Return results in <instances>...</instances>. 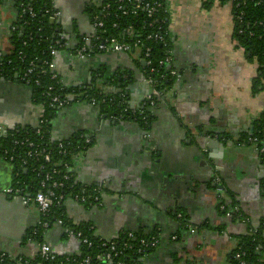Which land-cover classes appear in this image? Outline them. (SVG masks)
Listing matches in <instances>:
<instances>
[{"label": "crops", "instance_id": "crops-1", "mask_svg": "<svg viewBox=\"0 0 264 264\" xmlns=\"http://www.w3.org/2000/svg\"><path fill=\"white\" fill-rule=\"evenodd\" d=\"M88 1L52 0L64 38L63 49L54 57L56 72L67 88L127 92L123 98L129 106L132 96L135 104L129 108H135L149 92L142 82V61L116 53L87 59L73 54L82 39L95 35ZM164 2L176 77L166 101L149 110L151 124L146 129L136 122L106 126L101 113L98 116L82 100H73L51 120L53 139L71 140L79 134L92 139L72 158L70 173L82 189L101 191L99 204L92 208L67 198L64 213L74 226L90 224L101 240H115L126 232L155 235L159 243L144 264H231L239 238L264 222V158L255 146L238 144L241 136L253 132L254 121L264 112V90H253L258 66L234 43L230 5L213 1L206 8L203 0ZM17 17L12 0L0 3L3 56L13 51ZM31 95V89L18 81H0L1 127L36 128L42 108ZM212 183L225 188L223 198ZM12 184L13 168L0 158V191ZM7 198L0 195V255L35 259L38 245L28 234L40 227L41 215L35 206ZM178 214L194 233L179 228ZM64 232L54 222L43 240L57 256L80 255L79 241Z\"/></svg>", "mask_w": 264, "mask_h": 264}, {"label": "built area", "instance_id": "built-area-1", "mask_svg": "<svg viewBox=\"0 0 264 264\" xmlns=\"http://www.w3.org/2000/svg\"><path fill=\"white\" fill-rule=\"evenodd\" d=\"M263 1H257V4L259 5ZM88 2L91 5L97 1L89 0ZM230 6L234 9L237 34L248 32L249 35H252V30L255 28L264 32V21L245 18L243 8L246 6V0H231ZM18 9L20 10V15H17L18 19H21L24 14H28L31 18L34 17V11L31 7H26L21 3ZM162 9L163 5L158 0H107L102 5L99 14L92 17L95 29L93 38L89 40L82 39L73 49V54L78 59L116 53L134 56L138 61L144 63V83L147 84V87L152 88V92L145 94L142 103L132 109L129 108L123 97L118 98L120 100L118 106L121 107L122 105V110L117 114L106 116L110 121L115 123L136 122L138 124L141 122L145 124L147 119L144 113L145 109H153L159 103L166 101L168 90L162 88L161 82L164 79L173 82L176 72L171 66L173 53L166 40L168 31L164 29L163 23L165 21L160 16ZM44 13L48 15V20L51 23L57 22L59 13L53 7L51 11L47 9ZM113 15L131 19L128 24L122 27L121 38L109 34V28L111 30L119 26L116 22L107 25V20L112 18ZM52 37L54 38L53 46L49 47L48 58L39 61V65H36L34 61H25V56L20 54V62L24 66L20 76H18V82L30 89L34 86L41 90L43 104L39 106L42 108V112L38 118L36 128L32 131L19 127L7 130L0 126V158L13 168V184L4 190V194L13 200H19L25 206H35L41 218L46 216L54 205L63 204L67 198L89 208L97 206L100 202L101 192L99 189L94 188V195L89 192L86 193L85 190L81 194L64 193L67 183L72 179V175L70 173L71 163L64 161L63 158H73L80 151L90 146L92 139L84 134H79L67 141L53 139L46 130L48 121L45 117V109L57 113L71 104V98L74 101L83 99L92 106H100L101 116H105L102 113V104L106 102L107 95L110 94L106 92L89 94L85 91L87 86L65 87L61 83L54 63V57L64 47V38L61 33H57ZM234 43L236 45L235 40ZM23 45H25V42ZM156 45L161 47L162 52L159 57L154 53V46ZM2 58L3 55L0 53V59ZM2 76L3 74L0 73V77ZM41 78H46L47 82L42 83ZM108 100L109 103L113 102L111 98ZM9 131L13 132L9 134ZM7 137L11 138L10 148L8 145L2 144ZM260 142L263 145L262 148H258ZM245 143L255 146L259 154H264V133L261 139L250 137ZM79 148H82V150L79 151ZM28 170L38 177L37 189H33V186L25 184L20 179L21 172L27 173ZM33 190L34 192H32ZM180 217L179 214L178 218ZM55 223L64 228V234L67 238H75L83 247L91 248L93 246V243L83 238L82 232L76 230L72 224H65L61 219L56 220ZM180 226L182 227L181 223H179ZM40 227L44 229L45 233L50 228V224L43 222L41 219ZM186 227L188 229L189 224ZM89 230H92L91 226ZM189 231L194 233L195 229L189 228ZM33 234H35V231H33ZM28 239L34 241L32 237H28ZM98 241L100 242L99 246L104 249L103 252L100 251L96 255L87 254L77 262L75 259L71 260L69 264H126L122 260L126 252H131L134 255L135 259L131 264H143L149 250L155 249L159 243L158 238L153 234L136 238L135 233L132 232L122 233L115 240L98 239ZM37 245L40 259L44 262L56 261L57 255L51 251L48 244L43 242L37 243ZM242 254L243 252L236 251L233 255L234 259L239 261V264H249L241 259ZM4 257L5 255L1 254L0 261H3ZM16 262L21 264L23 258H17ZM262 262L264 263V258ZM25 264H28V262H25ZM59 264L63 263L59 262Z\"/></svg>", "mask_w": 264, "mask_h": 264}, {"label": "trees", "instance_id": "trees-1", "mask_svg": "<svg viewBox=\"0 0 264 264\" xmlns=\"http://www.w3.org/2000/svg\"><path fill=\"white\" fill-rule=\"evenodd\" d=\"M6 1V0H0V3ZM14 3V6L17 11V15L20 13V10L18 9L19 4H24L26 7H31L34 11V17L31 18L28 14H24L21 19H17L15 23V29L12 33V39L11 43L13 45V51L3 56L2 59H0V73L3 74L2 77L5 79H9L12 81H18V76L21 74V70L24 66L20 62V54L25 56V61H34L36 65H39V61H43L48 58V52L49 47L53 46V35H56L57 33H60L58 24L56 22L51 23L48 20V15L44 13L45 10L50 9L52 10V0H12ZM163 5V11L161 12L160 16L164 19L163 27L166 31H168V22H167V10L164 0H158ZM213 1H219L224 4L230 5L231 0H203V6L208 8ZM257 1L259 0H246V6L243 8V11L245 12V18L246 19H255V20H261L264 21V1L263 3L257 4ZM107 0H101L97 1L95 4H91L87 8V12L91 17L93 15H98L102 5L105 4ZM166 10V12H165ZM20 15V14H19ZM119 15V13H118ZM231 15L233 19V40L236 42V46L238 48H242L244 53L248 56L250 60H254L258 66V76L253 81V90L254 92L262 91L264 90V32H261L259 29H251L253 31L252 35H249L248 32L244 34H237V24L236 19L234 17V9L231 6ZM131 21L130 18H124V17H116L112 16L109 20H107V25H110L113 22H116L119 24L117 28H112L110 30L109 28V34L116 36L118 38H121L122 36V27H124L126 24H128ZM248 30V31H251ZM169 48H172V44L169 40V37L166 38ZM25 42V45H23ZM161 47L156 45L154 46V53L157 55V57L161 54ZM42 83L45 84L47 82L46 78H41ZM162 88L168 90L170 88V81L167 79L162 80ZM160 89V88H159ZM158 89V90H159ZM87 93L89 94H97L99 91L90 86L85 89ZM32 92V100L35 104L41 105L43 104V100L41 98V90L40 88H36L32 86L31 89ZM108 99H113V102L109 103V100L107 99L104 104H102V113L105 114V116H109L114 113H119L122 110L121 107L118 106V103L120 100L118 99V95L115 94H108ZM45 106V105H44ZM101 110V108H100ZM145 116H147V119L144 123L139 122V125H141L144 129H146L152 122L153 116L151 112L147 109L144 111ZM56 112L45 109V117L48 121L46 124V130L48 131V134H51V120L55 116ZM253 132L250 135L241 136V139L238 141V144L245 143L248 138H262V134L264 133V112H262L257 120L254 121L253 124ZM32 131V129H29ZM13 131H9V134ZM6 144L11 147V138L7 137V139L2 143ZM263 145L260 142L258 145V148H262ZM79 151L82 150V148L78 149ZM1 156V154H0ZM64 161H69L71 163L72 158H63ZM20 179L25 182V184L33 186V189H37V182L38 177H36L35 174L30 173V170H28L27 173L21 172ZM72 187V188H69ZM84 188L82 189L78 185H76L71 179L70 182L67 183L66 189L64 190L65 194H81L83 193ZM93 188H86V193H90L91 195L95 194L93 191ZM34 192V190L32 191ZM60 193V192H59ZM220 208V207H219ZM227 206L224 204V210L223 214H226ZM237 214L239 212H236ZM180 223L182 227L181 229H186L187 222L184 220L183 214H180ZM234 215V214H233ZM236 216V215H234ZM237 218V216H236ZM61 219L63 223L70 225V222L65 216L63 204L60 205H54L50 212L42 217L43 222H47L52 226V224L58 220ZM76 230H79L82 232L83 238L88 239L90 242L93 243V246L91 248L83 247L81 246L82 253L77 256H57L56 261L53 262H44L42 259L37 256L35 259L29 260L23 258V262L21 264H25V262H28V264H59V262H62L63 264H69L71 260H74L77 262L80 260L81 257L90 254V255H96L100 251L103 252L104 249H102L99 244L100 242L98 239L94 236L93 231L89 230L90 224L82 222L81 225L74 226ZM263 231H264V222H262L259 226V228L254 231L250 232L248 235L240 237L237 247L232 253L230 254V263L231 264H239V261L234 259V253L236 251L243 252L241 259L249 264H264L262 262L264 258V238H263ZM44 229L42 227H38L35 230V234H33V231H31L28 236L32 237L33 240L37 243H43L44 242ZM147 236L142 231L136 232L135 237H145ZM135 244V242H133ZM154 249L149 250L151 252ZM134 255L131 252H126V255L123 257V261L126 264H131L134 260ZM0 264H17L16 259H11L8 256H5L3 261H0ZM144 264V263H143Z\"/></svg>", "mask_w": 264, "mask_h": 264}, {"label": "water", "instance_id": "water-1", "mask_svg": "<svg viewBox=\"0 0 264 264\" xmlns=\"http://www.w3.org/2000/svg\"><path fill=\"white\" fill-rule=\"evenodd\" d=\"M142 64L144 65V63L142 62ZM142 79H143V81L142 82H144V78L142 77ZM122 80V76H117V81L118 82H120ZM0 81L1 82H4V81H6V79L4 78V77H0ZM145 86V85H144ZM146 87V86H145ZM116 88H120V83H118L117 85H116ZM147 89L149 90V93H151L152 92V88H149V87H147ZM112 91V90H111ZM113 93H114V91H113ZM110 94H112V92L110 93ZM118 95V98H121V97H127V92H125V93H122L121 92V90L119 89L118 90V92H115V95ZM83 98V97H82ZM74 99L73 98H71L70 99V101H71V103H73L74 101H73ZM129 106L130 107H133L134 106V104H135V102H134V99H133V97L132 96H129ZM82 102H85L83 99H82ZM71 105V104H70ZM93 109H95L96 111H97V113H98V116L100 115V112H101V110H100V106H93ZM63 110H61V112H62ZM104 119H105V121L103 122L106 126H115V124H117V123H115V122H113V121H110L109 119H107V117L106 116H102ZM98 122H99V125L101 124V122L99 121V119H98ZM102 123V124H103ZM131 123L132 122H121V123H118V124H130L131 125ZM135 125H137V126H139L138 124H135ZM142 134L144 135V136H147V132H145V131H143L142 132ZM55 140H62V141H67V140H69V139H66V138H59V137H56L55 138ZM187 143H189L188 141H187ZM220 147L222 148V145H220ZM207 163H206V161L205 160H203L202 162H201V165L202 166H205ZM208 167V166H207ZM209 168V167H208ZM209 170L211 171V169L209 168ZM216 170V169H215ZM212 176H213V173H212ZM213 188H214V190H215V192H217V194H218V197L219 198H223L224 196H221V194L223 195V193L225 192V188L223 187V186H221L220 184L218 185V184H215V183H212V185H211ZM188 187V186H187ZM189 188V187H188ZM0 195L2 196V197H4L5 198V200H6V195L4 194V193H2V191H0ZM8 200H12L11 198H7ZM173 200H175V198H173ZM13 201H15L16 202V204H21V205H23L19 200H13Z\"/></svg>", "mask_w": 264, "mask_h": 264}, {"label": "flooded vegetation", "instance_id": "flooded-vegetation-1", "mask_svg": "<svg viewBox=\"0 0 264 264\" xmlns=\"http://www.w3.org/2000/svg\"><path fill=\"white\" fill-rule=\"evenodd\" d=\"M260 156H262V157L264 158V154H260ZM178 215H179V214H178ZM178 215H176V216H177V218H178ZM180 216H181V215H180ZM180 218H181V217H180ZM180 218H178V219H177V221H178L179 223H180V221H179V220H180Z\"/></svg>", "mask_w": 264, "mask_h": 264}]
</instances>
